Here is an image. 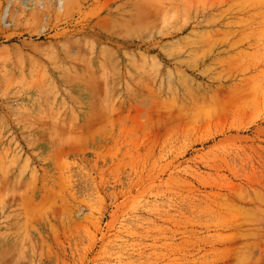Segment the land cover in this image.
I'll return each mask as SVG.
<instances>
[{"label": "rangeland", "instance_id": "rangeland-1", "mask_svg": "<svg viewBox=\"0 0 264 264\" xmlns=\"http://www.w3.org/2000/svg\"><path fill=\"white\" fill-rule=\"evenodd\" d=\"M0 264H264V0H0Z\"/></svg>", "mask_w": 264, "mask_h": 264}, {"label": "bare ground", "instance_id": "bare-ground-1", "mask_svg": "<svg viewBox=\"0 0 264 264\" xmlns=\"http://www.w3.org/2000/svg\"><path fill=\"white\" fill-rule=\"evenodd\" d=\"M0 239H4V236L2 235V236L0 237Z\"/></svg>", "mask_w": 264, "mask_h": 264}]
</instances>
